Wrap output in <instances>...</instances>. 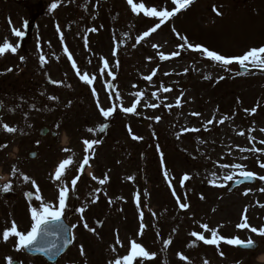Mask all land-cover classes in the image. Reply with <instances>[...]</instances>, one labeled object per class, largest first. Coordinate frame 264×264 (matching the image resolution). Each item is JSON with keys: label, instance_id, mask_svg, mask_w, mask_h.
I'll return each mask as SVG.
<instances>
[{"label": "rangeland", "instance_id": "obj_1", "mask_svg": "<svg viewBox=\"0 0 264 264\" xmlns=\"http://www.w3.org/2000/svg\"><path fill=\"white\" fill-rule=\"evenodd\" d=\"M86 1L62 0L52 10L51 4L55 0H0V20H4L9 13L11 30L13 27L23 29V24H19L18 20L26 10L36 5L35 2L46 5L50 17L39 18L40 27L44 29L42 36H47L49 32L47 19L55 20L59 31L63 30L64 25L74 36L69 43L64 38L62 53L68 59L66 46L73 52L72 57L81 74L96 77L94 85H88L78 76L81 81L78 89H83V92L77 93L75 89L66 88L57 66L51 68L50 73L53 79L62 83L56 87H42L37 83L42 80L41 74L30 75L34 71L32 66L25 71L23 64L16 62L20 60L17 57L6 54L5 60L0 56V97L5 105L0 113V125L17 128V132L8 133L0 127V168H7L2 178L11 180L13 190L19 186L25 187L22 194H17L18 198L21 197L17 200L19 204L22 203L21 207H33L24 199L31 186L36 191L39 185V191L46 194H43L44 198H53L54 189L49 180L58 189L65 184L70 187L71 179L79 173L80 180L75 190L76 196H82V183L98 182V179L107 177L111 196L122 198L121 202L126 203L124 211L120 214L116 212L117 216L111 212L105 226L95 230L92 235L77 229L79 262L76 264H109V261L128 253L132 240L156 254L152 260L139 258L136 264H147L149 261L153 262L150 264H205V261L208 264H263L258 256L264 253V237L249 229H240L237 225L243 222L242 218L246 215L249 225L258 229L264 227V207H261L264 205V191H260L264 189V181L257 179L256 185L246 184L231 191L228 188L232 181L224 187L214 186L212 182L215 185L225 184L223 177L240 171L222 167L225 164L243 165L246 171L264 176V169L259 167L260 163H264V151H241L264 149V144L260 143L264 141V131H261L264 129V73L256 70L242 72L238 64L224 66L201 53L188 48L181 50L178 46L200 44L226 56L242 55L252 47L264 46V0H195L189 8L170 18L139 43L138 37L158 23L157 18L133 13L127 0H91L89 7H86ZM134 2H142L158 10H172L174 7L172 0ZM213 8L222 15H217ZM73 15H77L80 21L90 22L87 28H95L96 31L76 30ZM3 26L0 23V44L5 40ZM40 27L37 25L38 30ZM176 33L186 36L187 41L179 39ZM18 40L14 36L11 42L15 45ZM173 51H179L180 55L167 60L160 58L161 53L169 55ZM104 59L109 62L114 80L107 70L101 74ZM70 64L72 66L71 60ZM71 66H67L70 73ZM153 70H156V75L151 81L145 80L144 77ZM23 71L26 77L20 74ZM71 78L72 83H76ZM29 84L39 93L44 92L46 103L43 96L36 97L31 92L33 88H28ZM108 84L112 85L111 89L107 87ZM93 87L98 93L101 107L107 109L113 104L117 105L113 116L104 118L100 114ZM162 87L171 91L163 92ZM116 92L119 97L115 95ZM137 92L143 93L137 112L124 113L122 107L131 106L138 99L134 95ZM56 93L59 103L72 105L69 106L72 113L68 116L69 127L62 131L57 129L56 137L41 136L39 131L45 125L41 122L45 105L54 100L51 97H55ZM177 98H180V106H177ZM153 103L159 107L147 106ZM29 105L33 108L32 112L28 109ZM191 113L200 115L193 116ZM156 117H160V120L157 121ZM224 117L228 119L224 120ZM141 120L145 123H141ZM209 120H213V123L208 124ZM221 120L223 123H220ZM103 125L107 127L100 131ZM88 129L93 131L89 132ZM241 132L244 135H240ZM133 134L143 139L134 140ZM85 139L98 140L99 143L89 156L90 160L93 156L94 159L89 160L87 168L80 175L79 164L87 153L82 143ZM65 148L71 151H63ZM35 149L38 156L30 158L31 150ZM69 156H72L74 164L58 181L54 168ZM13 166L17 169L15 175ZM184 174L191 179L181 187ZM25 175L30 177L29 181L23 179ZM93 176L98 179L94 180ZM31 181H35V185ZM173 188L181 202L190 205L188 209L179 207ZM142 190L147 197H142ZM246 191L248 195H244ZM101 192L97 191L92 198L96 200L95 203L91 200L86 206L92 214L97 212L94 208H100L97 197ZM137 193L140 196L139 205L136 202ZM70 197L67 205L75 198ZM40 204L38 200L36 206ZM120 206L116 207L120 210ZM88 217L93 220L92 215ZM73 221L77 226L83 219L76 216ZM141 223L146 226L143 235L138 234ZM200 224H208L225 237H239L244 241L251 238L259 243V249L256 252L247 251L223 242L217 248L201 241H195V246L189 247L195 240L190 235L192 231L203 232L210 238V233L200 228ZM117 237L122 247L117 243ZM169 239L172 243L167 247V258L171 259L163 257L165 259L160 263L157 257L162 255L164 241ZM81 246L84 255H81ZM178 253L188 257L189 262L180 260Z\"/></svg>", "mask_w": 264, "mask_h": 264}, {"label": "snow or ice", "instance_id": "obj_2", "mask_svg": "<svg viewBox=\"0 0 264 264\" xmlns=\"http://www.w3.org/2000/svg\"><path fill=\"white\" fill-rule=\"evenodd\" d=\"M127 3L131 6V10L133 13H135L137 15L143 13V15L146 17L157 18L159 20V22L156 23L152 28H150L148 31H145L140 37H138L137 43H139L140 41L144 40L145 38L149 37L152 33H154L158 28L161 27L162 24L167 22L170 18L176 16L182 10H186L187 8H189L191 6V4L194 3V0H172V3L174 4V7L172 8V10H168L166 8L163 10H158L156 7H147L144 3H142V2L136 3V2H134V0H127ZM58 6H59V0H57V2H53L51 4V9L55 10ZM213 11L216 12L217 15H222V13H220L215 8H213ZM9 23H11V21H9ZM27 27H28V24L25 21L23 24V28L26 29ZM89 31L95 32L96 29L92 28V29H89ZM12 33L15 37L19 38L20 40H23V38L26 35V32L24 30L17 29L15 27L12 28ZM176 35L179 39L187 41L186 36H180L179 33H176ZM61 40H63V34L62 33H61ZM19 47H20L19 43L14 45L11 41H9L8 39H5L4 42L2 44H0V56H5L6 54H9V53L15 54V53H17ZM153 47H156V45H153ZM178 47L181 50H183L184 48H188L189 50H191L193 52L201 53L207 59L214 61V62H217L219 64H222L224 66H228V65H232V64H238L241 68L248 70V71H250L252 69H255L258 71H264V46L252 47L248 51H246L244 54L238 55V56H226V55L220 54L217 51L210 50L209 48H207L203 45H200V44L193 45L190 43H185V44H180ZM65 52L68 55V59L72 61V67L77 70L76 74L79 76V78L85 84L94 85V81L96 80V77L94 75L89 77V75L87 73L81 74L79 68L77 67L75 60L72 57V54L70 52H68V49L66 46H65ZM114 55H115V52H114ZM179 55H180L179 51H173L169 55H165V54L161 53L160 58L162 60H167V59L178 57ZM20 59H21V61H23L25 58L20 57ZM39 59H40L41 63L47 62L46 57L43 55H41L39 57ZM118 64H119V62L117 61V66H118ZM106 70H107V74L110 75L112 77V79L114 80L115 75L112 73V71L109 68V62L107 59H104L103 60V67L100 69L101 74H104ZM8 71H12V69H8ZM155 75H156V70H153V72L150 75L144 77V79L151 81L153 76H155ZM165 75H169V73H165ZM220 79L222 80V79H224V77H220ZM52 83L59 84L62 82L52 81ZM107 87L109 89H111L112 85L108 84ZM92 91H93V95H95L97 97V106L99 108L100 114L104 118H109V117L113 116V114L117 110V105L113 104V106H111L107 109L101 107L99 105L98 93H96L94 87H93ZM161 91L169 92V91H171V89L166 88V87H162ZM115 95L117 97H119L118 92H116ZM134 95L136 97H138V99H136L135 102L132 103L131 106L122 107L121 110L124 113L134 114L137 112V107L140 104L139 98H141L143 96V93L137 92ZM153 96H156V93H153ZM51 99H56V97H51ZM147 106L151 107V108L159 107V105L155 104V103L147 105ZM177 106H180V98H177ZM167 107L171 108L172 106L167 105ZM251 111L255 112V109H252ZM191 115L199 116L200 114L199 113H191ZM155 119L157 121H159L160 117H156ZM226 119H228V117H224V120H226ZM211 123H213V120L208 121V124H211ZM220 123H223V120H221ZM0 127H3V129L8 133L17 132V128L9 126L8 124L0 125ZM57 127H59V125H57ZM106 127H107V125H103L100 128V131H103L104 128H106ZM87 131L92 132L93 129H88ZM185 131H199V129H186ZM261 131H264V129H262ZM129 132L131 133L130 127H129ZM240 135H244V133L241 132ZM132 139L142 140L143 137L136 136L133 134ZM82 143L85 146V152H90L94 148V146L99 143V141L98 140H87V139H85ZM260 143L264 144V141H260ZM2 147H6V145H3ZM63 151L70 152L71 150L68 148H65V149H63ZM241 151L261 152V151H264V149L252 148V149H241ZM88 163H89V157L85 156V158L83 159V162L79 164V168H78V171L81 174L83 173L84 166L87 165ZM73 164H74V160H73L72 156H69L68 158L63 159L58 164V166L56 168V171L54 174L55 179L58 181L61 180L66 175V173L71 169ZM222 167H225V168L232 167L235 169H239L240 171L238 173L234 172L232 174H229V175L223 177L225 184L215 185V182L213 181L212 183L214 184V186L224 187V186H226L227 182H229V181H232L235 183H244L245 181H253L256 179L264 181V176H259L256 173L251 172V171H246L244 169L243 165H239V164L227 165V164H225V165H222ZM259 167L264 169V163H260ZM16 172H17V169L15 166H13V175H15ZM164 174L167 177V172H165ZM237 176L239 177V179H237ZM92 178L94 180L98 179L95 176H93ZM23 179L25 181H29L30 177L25 175V176H23ZM129 179H133V178L130 177ZM190 179H191V177L188 174H184V176L182 177V180H181V187H183L184 182H186ZM79 180H80V176L77 175L71 179L70 187H69V185L65 184L63 187H61L59 189L58 205L44 203L42 200V197L39 194H37L35 196V199L41 201V204L38 207H32L31 208V219L33 221L31 229L29 231H27L26 233L22 232L18 229V225L13 220L11 222V226L5 228V230L3 231V233H2L3 240L5 242H7L10 238H15L17 251L27 249L29 251L43 252L46 255H54L55 252L53 250L56 249V247H57L55 244H51L50 246H47V247H43V246H39V245L41 244L42 238L47 237L49 235V232H50L49 226L50 225H58V222L61 220V217L64 215V211H65V208L67 206V200L69 197V193H70V191L75 190L76 185H77ZM106 180H107V177L104 179H98V183L100 185H103L106 183ZM31 183L33 185H35V181H31ZM11 188H12V184H11V182H9L7 184L0 186V191L8 192L11 190ZM36 191H37V193H39L38 186L36 188ZM248 191H250V190H248ZM248 191L244 192V195H248ZM260 191H264V189H260ZM31 195H33V194L32 193H26V196H31ZM173 195L176 196L177 203L181 209L186 210L190 207L189 204H187L185 202H181L180 197L178 195H176L174 188H173ZM97 199H98V197H97ZM201 199H203V197H201ZM92 202L95 203L96 200H93ZM136 202H137V205H139L140 196L138 193L136 195ZM109 203H111V201H109ZM261 207H264V205H261ZM84 211H85V209L82 207L80 209L81 214H83ZM246 212H247V209H245V213ZM153 215H155V214H153ZM140 217H141V219L143 218V212L142 211L140 212ZM242 219H243V222L237 225L238 228L249 229L252 233H256L257 235L264 237V227L258 229L256 227L249 225L246 215H244ZM83 226L85 228H88V224L86 221H84ZM199 226L205 232L210 233V238L206 237L203 232L192 231L190 233V235L192 237H194L195 240L193 241L192 244L188 245L189 247H194L195 241H201L207 245H215V246H217V248H219V245L221 244V242L226 243L228 245L239 246V247H243V248L255 247V242L251 238H249L247 241H244V240L240 239L239 237L229 238V237H225L223 235H220L217 229L210 228L208 224H200ZM58 227H62V225H58ZM145 227L146 226L143 223H141L140 231L138 233L139 235H143ZM90 230L95 232V229H90ZM70 242H71L70 240L66 241V243H70ZM117 243L120 244L121 247L123 246L122 243L119 241L118 237H117ZM171 243H172V241L170 239L164 241L165 248L168 245H170ZM113 251H115V246H113ZM80 252H81V255H84L83 246H81ZM220 255L223 256V253L221 252ZM155 256H156L155 253H150L142 244L138 243L136 240H132V241H130V248H129L128 253L122 257L116 258L114 261H109V264H136L138 258H144V259L152 260L155 258ZM178 257L182 261L189 262V258L186 257L183 253H178ZM6 261H7V264H14V260L10 256L6 257ZM189 264H190V262H189ZM205 264H208V262L205 261Z\"/></svg>", "mask_w": 264, "mask_h": 264}, {"label": "flooded vegetation", "instance_id": "obj_3", "mask_svg": "<svg viewBox=\"0 0 264 264\" xmlns=\"http://www.w3.org/2000/svg\"><path fill=\"white\" fill-rule=\"evenodd\" d=\"M30 8V7H29ZM31 11V9H30ZM50 186L54 189V196L53 198H49L48 196L43 198L46 203L58 205V194L59 189L57 188V185L54 184L52 180L48 181ZM62 185V183H59ZM84 186L82 189H84V192L88 190H93L94 184L88 183L83 184ZM1 193V191H0ZM3 194H6L8 199L2 198L0 196V264H7L6 257H12L14 260V264H49L48 262L36 260L31 261L29 255L25 253L24 250L17 251L16 250V242L14 238H10L7 242H5L2 238V233L5 230V228L11 226V222L14 220L16 224L18 225V229L22 232H27L31 229V226L33 224V221L31 219V213L28 211L29 208L23 209L21 207V204H19V199L21 197H16L14 191H8L3 192ZM26 193H32V190L26 191ZM44 195H46L44 192H42ZM76 190L70 191L69 197L72 195V197H75L77 206L72 203L68 208L65 214H68L70 217H74L80 213V209L78 204H80V199H82V204H85L87 202V197L84 196H76ZM32 198L33 196H29ZM80 198V199H79ZM18 200V201H17ZM28 209V210H27ZM31 211V210H30ZM90 208H86L84 214L87 215L90 212ZM52 234V244H55L57 247L60 246L62 240H60V237H63V231L59 227H53L50 229ZM54 249L53 251H55ZM70 257H76L74 243L68 252L62 255L60 260H58L55 264H64V259H69ZM36 261V262H35ZM73 264V261H71Z\"/></svg>", "mask_w": 264, "mask_h": 264}, {"label": "bare ground", "instance_id": "obj_4", "mask_svg": "<svg viewBox=\"0 0 264 264\" xmlns=\"http://www.w3.org/2000/svg\"><path fill=\"white\" fill-rule=\"evenodd\" d=\"M259 260L264 262V254L259 257Z\"/></svg>", "mask_w": 264, "mask_h": 264}, {"label": "water", "instance_id": "obj_5", "mask_svg": "<svg viewBox=\"0 0 264 264\" xmlns=\"http://www.w3.org/2000/svg\"><path fill=\"white\" fill-rule=\"evenodd\" d=\"M245 182H248V181H245ZM249 182H254V180L253 181H249ZM239 184H241V183H235L234 185L236 186V185H239ZM253 248H255V247H253Z\"/></svg>", "mask_w": 264, "mask_h": 264}]
</instances>
